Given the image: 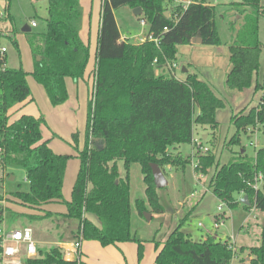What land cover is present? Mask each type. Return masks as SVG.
<instances>
[{
	"label": "trees",
	"instance_id": "16d2710c",
	"mask_svg": "<svg viewBox=\"0 0 264 264\" xmlns=\"http://www.w3.org/2000/svg\"><path fill=\"white\" fill-rule=\"evenodd\" d=\"M6 3V17L1 20L12 23L11 38L18 46L14 35L19 30L10 13V0ZM232 5L252 7L230 45L231 68L226 77L230 88L243 90L251 86L260 68L259 19L264 16V5L261 0ZM122 6L142 8L140 17L149 23L148 33L153 39L143 43L121 39L115 11ZM47 9L46 31L26 34L35 60L32 75L44 85L52 104L57 106L68 100L66 78L85 77L91 49L80 35L81 0H48ZM215 16L216 7L206 0H193L186 8L164 0L102 1L86 145L79 152L80 168L72 198L64 200L66 217L78 221L76 240H96L107 246L136 239L141 251L142 241L132 233L131 165L141 164L152 212L163 213L152 164H158L165 175L169 167L185 168L192 156L171 149L192 142L197 126L211 130L214 137L219 132L217 112L225 106V101L209 82L197 73H188L186 79H181L157 72L167 61L177 59L179 45L191 44L195 37L200 36L204 44L221 45ZM257 90H263L260 103L232 115L231 124L236 132L229 145L239 144L241 132L247 128L264 127V84L258 81ZM31 95L28 72L23 67L0 68V145L6 147L5 165L25 168L30 185L28 191H16L12 195L27 206L41 207L64 199L65 170L70 155L56 153L49 140L43 139V117L24 114L10 123V110ZM232 153L228 162L221 163L211 149L198 152L196 170L209 174L214 168L208 189L230 208L242 204L264 214V146L257 148L254 155L246 150ZM119 160L125 163V176L119 171ZM260 173L263 181L255 189L253 184ZM245 195L250 204L241 201ZM136 204L139 214L148 211L144 199H137ZM45 215L51 216L50 212ZM188 217L189 214L181 219L162 246L157 242L159 251L154 264H231L235 255L226 242L213 237L193 240L183 230V221ZM249 250L248 264H264V233L261 245ZM28 264L85 262L65 260L60 247L54 245L46 250L40 248L39 257Z\"/></svg>",
	"mask_w": 264,
	"mask_h": 264
},
{
	"label": "rangeland",
	"instance_id": "374dc122",
	"mask_svg": "<svg viewBox=\"0 0 264 264\" xmlns=\"http://www.w3.org/2000/svg\"><path fill=\"white\" fill-rule=\"evenodd\" d=\"M216 7L215 21L218 32L222 39L221 45H209L204 43L181 44L177 54L179 68L176 70L178 78L186 79L188 73H197L199 77L213 87L217 95L225 101V106L219 108L217 112L220 121V130L214 137L211 130L197 126L194 136L204 147H208L217 155L221 163L228 162L232 152L246 150L248 154L254 155L256 149L264 146V127L256 131H242L241 142L237 145H229L231 137L236 129L231 124V117L244 108L250 110L260 103L263 90L256 91V84L260 81L264 84V16L259 19V38L262 42L260 55V68L254 75L250 87L243 90L232 89L226 83V71L230 65V45L236 40L238 30L245 22V14L252 12L251 6L235 7V2L244 0H206ZM10 13L15 18V25L19 32L16 39L18 46L11 40L12 23L10 20H1L0 32L7 33L1 36V43L8 49L7 60L10 69L23 67L24 70L33 69L34 56L23 27L28 25L33 33H43L46 31L45 18L48 16V0H10ZM91 0H82L85 10L87 3ZM99 2V8L102 1ZM6 2H2L1 7H5ZM264 5V0H261ZM131 9L122 6L115 11V16L119 22L122 35H138L141 32L149 31V23L142 24V20L133 15ZM6 17V15L4 16ZM3 19V18H2ZM36 20L37 26L33 27L31 21ZM10 36V37H8ZM131 42L134 41L132 37ZM183 67L189 72L183 71ZM231 68V66H230ZM88 69V68H87ZM229 71V70H228ZM29 85L32 95L25 100L21 111L18 110L10 117L14 122L21 112L35 110L43 117L41 131L50 136L51 141H56L57 151L70 155L67 160L65 170V180L63 186L64 199L61 203L55 204L56 209H60L55 216L47 217L45 214L49 206L31 207L27 206L14 197L16 191H28L29 181L26 178V170L22 166H8L2 173L0 183V193L9 196L10 212L7 215V223L11 227L20 228L30 225L36 231L39 246L49 249L54 240L60 239L59 235H71L70 229H76L78 221L66 217L61 212H66L67 203L72 198V190L80 168L79 152L86 145L87 115H88V93L86 87H81V91L72 93L68 89V100L61 105H53L43 84L29 74ZM68 88V86H67ZM33 97L35 98L33 100ZM32 98V99H31ZM42 113V114H41ZM41 114V115H40ZM38 118V117H37ZM208 135L207 138L204 136ZM251 142L257 145L251 144ZM184 156H192L191 163L185 168L173 167L166 171L169 185L158 189L160 202L164 206L163 213L152 212L147 195L146 183L140 163H133L130 167L131 180V205H132V233L142 241L141 251L139 240L121 242L122 245H102L96 240H85L82 250L86 251L89 264H153L156 254L159 251L157 241H164L166 237L181 222L179 209L189 214L183 221V227H190L200 234L209 231L217 240L226 242L228 246L233 244L234 259L231 264H243L251 262L249 248L260 246L264 233V215L255 208L246 209L242 204L236 208H230L228 204L219 199L211 189H208L212 168L207 175H203L196 170L195 165L198 160V151L193 142L181 144L177 150ZM202 153H205L202 149ZM119 171L122 176L127 174L123 160L118 161ZM11 176L15 179L11 180ZM199 177L201 179H199ZM195 194V198H190ZM137 199H144L148 211L143 215L139 214ZM180 203L182 204L180 206ZM223 205V210L219 206ZM184 206V207H183ZM224 213V216L221 215ZM221 215L220 220L224 223L220 228L215 227V221ZM91 217L98 221L93 215ZM65 218V219H64ZM67 218V219H66ZM200 223L203 226H200ZM73 237L76 239L75 233ZM69 239V238H68ZM56 245V244H55ZM58 246V245H56ZM243 248H247L242 250Z\"/></svg>",
	"mask_w": 264,
	"mask_h": 264
},
{
	"label": "built area",
	"instance_id": "2783aa9c",
	"mask_svg": "<svg viewBox=\"0 0 264 264\" xmlns=\"http://www.w3.org/2000/svg\"><path fill=\"white\" fill-rule=\"evenodd\" d=\"M32 2H36L38 0H31ZM166 3H173L174 5H182L183 8H186L193 0H164ZM2 2H7V0H0V22L1 19L5 16V7H1ZM169 13V12H168ZM142 24L146 25L147 20L142 19ZM31 25L33 27L37 26L36 20L31 21ZM7 33L0 32L1 36H6ZM134 38V43H143L148 39H153L149 33L141 32L138 35H122V40L130 41L131 38ZM157 41V40H156ZM7 47L2 45L0 40V68H7ZM158 59H155V63H157ZM165 68L168 70V73L174 77H177L176 70L179 68V63L177 61H167L165 63ZM178 78V77H177ZM259 129L256 127H249L247 131H256ZM192 142L194 143L195 148L198 152H201L202 149L204 152L210 151L208 147H204L202 142H200L195 136L193 137ZM253 145H257L254 142H251ZM5 157H6V147L0 145V179L2 177L3 171L8 167L5 165ZM197 165V161H196ZM195 165V168H196ZM2 181V179H1ZM263 181V175L260 173L256 177V182L253 184L255 189H258ZM1 183V182H0ZM190 198H195V194H191ZM9 196L0 193V264H28V261L37 258L40 255V246L35 237L34 228L30 225H25L20 228L11 227L7 223V215L10 212ZM12 202V200H11ZM219 210H223V205L219 206ZM224 216V213L221 214ZM221 215L216 218L215 227H220L224 221H221ZM63 252V257L67 261H82L83 252H82V241L74 240L70 242H62L58 245ZM230 248H233V244L229 245Z\"/></svg>",
	"mask_w": 264,
	"mask_h": 264
},
{
	"label": "crops",
	"instance_id": "0c3cea01",
	"mask_svg": "<svg viewBox=\"0 0 264 264\" xmlns=\"http://www.w3.org/2000/svg\"><path fill=\"white\" fill-rule=\"evenodd\" d=\"M98 1H103V0H91V2L87 3V10H85V6L83 5L82 3V0H81V5H82V8H83V18H82V25H81V29H80V35H81V38L83 39V41L88 44L90 46V49H91V60L88 64V69L86 70V75L84 78H81L79 80H73L72 78L70 77H67L66 78V84L68 86V89H70L72 91V93H76L78 94V92L81 91V87H86V90H87V93H88V100L90 98V94L92 92V89H93V69H94V66H95V60H96V47H97V40H98V35H99V29H100V18H101V4H100V8H99V2ZM102 3V2H101ZM213 5V3H210ZM128 7V6H127ZM130 8V7H129ZM131 9V8H130ZM130 11H132L133 15L136 16L138 19H141L142 18L139 16H137L135 13H134V9H131ZM117 19V18H116ZM117 23L119 25V22L117 20ZM120 28V26H119ZM121 31V29H120ZM12 34V33H11ZM11 36V35H10ZM8 36V37H10ZM16 35H14V38L16 39ZM121 36H122V32H121ZM12 40V38H11ZM17 40V39H16ZM35 61V60H34ZM8 62V60H7ZM229 68L227 69L226 71V76L228 74V72L230 71V65L228 66ZM184 68L186 69V72H189V69L186 68V67H183V71H184ZM34 70V66H33V69L31 68L30 70H25L28 72V78H29V74H32ZM229 70V71H228ZM157 72L160 73V72H164V73H168V70L165 68V66H162L160 67L159 69H157ZM29 82V81H28ZM260 82V81H259ZM32 99V98H31ZM35 98L33 97V100ZM23 104L24 103H18L17 105H15L11 110H10V116H13L18 110L21 111V108L23 107ZM24 114H28V115H33L35 117H39L37 116L39 113L36 112L35 110H31V111H28V113H25V112H21L20 116L18 118H15V119H19L22 115ZM42 114V113H41ZM40 114V115H41ZM12 118V117H11ZM10 123H13L12 120L10 119ZM42 135H43V139L44 140H49V144L51 146V148L56 152V153H60V154H63L60 150L57 151L56 147L57 144H56V141H51V138L50 136H46L44 132H42ZM205 138L208 137V135H205L204 136ZM177 148H175V150H177ZM244 151V150H242ZM178 152V151H177ZM172 169L171 167H169V170ZM203 175H207V174H203ZM202 178V177H201ZM199 177V179H201ZM65 180V178H64ZM169 181V180H168ZM169 185V184H168ZM64 195V193H63ZM65 198V197H64ZM193 199V198H192ZM58 203H61V201H55V202H51V203H48L46 205H44L45 207L46 206H49L51 207V209H47V212H50L51 214V217L52 216H55V213H59L60 209H56L55 207V204H58ZM182 204L180 203V206ZM182 207V206H181ZM184 207V206H183ZM179 211L181 213H178L179 214V217H180V220L183 219L185 216H187V212L182 209H179ZM62 214H66L67 213V210L66 212H61ZM261 215H264V214H261ZM66 216V215H65ZM65 219V218H64ZM67 219V218H66ZM179 225V224H178ZM200 226H203L202 223H200ZM78 228V226H77ZM76 229H70L71 230V235L70 237L69 236H64L62 234L59 235L60 239L58 240H54L52 242H47V244H52L51 246H54L55 244L56 245H59L60 243L62 242H70V241H74L76 240L74 237H73V233L76 232ZM183 230L193 239V240H197V241H203L205 240L206 238L208 237H213L214 239L215 236L212 235L209 231H205V233L203 232H200L197 233L196 231H194L193 229H191L190 227H182ZM217 229L220 228V227H216ZM35 237H37L36 235V231H35ZM69 238V239H68ZM167 238V237H166ZM37 239V238H36ZM38 243H39V239H37ZM165 241V240H164ZM164 241H157L159 243H161V246H162V242ZM86 241H83V246L85 244ZM156 242V243H157ZM113 245H122L121 243H117V244H113ZM160 246V247H161ZM83 252V260L85 262V264H89L88 263V258H87V255H86V251L82 250ZM158 253V252H157ZM157 256V254H156ZM156 259V258H155ZM155 262V260H154ZM154 264V263H153Z\"/></svg>",
	"mask_w": 264,
	"mask_h": 264
},
{
	"label": "water",
	"instance_id": "95a60500",
	"mask_svg": "<svg viewBox=\"0 0 264 264\" xmlns=\"http://www.w3.org/2000/svg\"><path fill=\"white\" fill-rule=\"evenodd\" d=\"M134 13L137 16L141 15L142 14V8L141 7L134 8ZM166 14L168 15L169 13L166 12ZM23 31L29 32V31H31V29L28 25H26L23 27ZM193 42L194 43H202V38L200 36L195 37L193 39ZM37 59L40 60V57H38ZM184 71H186L185 68H184ZM152 170H153V175H154V180H155L156 186L158 188L166 187L169 184V181H168L167 176L165 175L164 171L162 170V168L158 164L154 163V164H152ZM10 179L14 180L15 177L11 176ZM241 201L245 204H250L247 195L243 196Z\"/></svg>",
	"mask_w": 264,
	"mask_h": 264
}]
</instances>
